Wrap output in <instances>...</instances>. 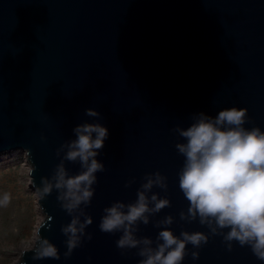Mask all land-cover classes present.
Here are the masks:
<instances>
[{
    "label": "water",
    "instance_id": "water-1",
    "mask_svg": "<svg viewBox=\"0 0 264 264\" xmlns=\"http://www.w3.org/2000/svg\"><path fill=\"white\" fill-rule=\"evenodd\" d=\"M232 107L247 109L243 127L264 132V0H0V156L23 152L36 193L42 180L53 185L37 202L40 239L15 264H140L141 250L163 243L162 230L208 236L198 248L186 245L181 264H264L247 245L231 241L229 250V229L213 236L199 218H180L189 204L178 183L184 157L175 145L186 141L177 129ZM86 123L108 130L95 157L104 171L95 173L89 204L69 214L55 170L61 162L69 175L82 170L64 156L73 129ZM157 172L167 190L154 184L148 207L152 194L170 206L133 225V237L150 244L118 248L123 230L102 232L103 210L134 203ZM86 216L92 223L81 229ZM168 216L171 225L160 223ZM73 219L75 237L62 231ZM44 240L58 259L37 258Z\"/></svg>",
    "mask_w": 264,
    "mask_h": 264
},
{
    "label": "clouds",
    "instance_id": "clouds-1",
    "mask_svg": "<svg viewBox=\"0 0 264 264\" xmlns=\"http://www.w3.org/2000/svg\"><path fill=\"white\" fill-rule=\"evenodd\" d=\"M85 114L92 118H99V113L88 109ZM247 109L232 107L221 110L217 116H206L203 113L195 118V122L187 130H179V135L185 143L175 145L178 153L184 157V163L178 173L179 189L188 201L187 216L180 213L181 220L189 222L199 218L201 226H207L211 235H220L217 230L229 229L223 234V240L228 243L231 250V241H237L240 246H249L252 253L261 261H264V132L253 127L246 129ZM76 139L67 145L68 151L64 160L75 162L79 160L81 171L75 175H69L63 162L57 165L55 170V188L63 189L62 196L58 200H67L62 207L69 214L81 203L89 204L92 196V185L96 183L95 173L104 171V165L97 162L95 157L98 151L104 147V141L108 138V130L100 124H83L73 129ZM93 134L95 137L93 138ZM26 155L29 153L26 151ZM58 154V153H57ZM34 168L28 169V182ZM155 180L149 178L147 183L137 190L134 203L124 204L114 202L105 208L99 228L105 233H114L123 230V234L116 242L118 248H136L141 242L145 245L151 243L147 238L139 241L133 237L136 229L133 227L138 221L148 223L146 213L151 215L169 207L170 202L166 198H158L152 194L150 201L154 208H149V192L154 184L162 190H167L166 178L158 172L153 173ZM44 187L34 194L37 201L50 194L53 185L42 180ZM130 185L126 184L125 187ZM11 202V194L3 193L0 196V206H7ZM42 210V209H41ZM172 217L168 216L160 222L164 225L172 224ZM77 221L62 231L77 232ZM92 220L85 217L81 229L90 225ZM213 223L215 227H212ZM159 226V225H157ZM44 227L42 217H38L32 238L39 240V230ZM91 239V236L88 237ZM158 239L163 243L157 245L153 251L151 248L141 250L139 256L146 257L140 264H181L187 254V244L200 247L207 243L208 236L201 232L188 233L181 231L180 237L173 235L170 230H162ZM48 246L38 252L37 258H56L57 250L54 246L43 241ZM76 246V241L70 239L68 247L71 250ZM31 245L25 248L21 255L31 251ZM70 254V253H69ZM69 254H66L69 255ZM192 258H198V253H191ZM19 259V258H18Z\"/></svg>",
    "mask_w": 264,
    "mask_h": 264
},
{
    "label": "rangeland",
    "instance_id": "rangeland-1",
    "mask_svg": "<svg viewBox=\"0 0 264 264\" xmlns=\"http://www.w3.org/2000/svg\"><path fill=\"white\" fill-rule=\"evenodd\" d=\"M25 163L23 152L0 156V196L11 194V202L0 206V264L18 260V250L38 223V204L24 182L28 175L22 173Z\"/></svg>",
    "mask_w": 264,
    "mask_h": 264
},
{
    "label": "bare ground",
    "instance_id": "bare-ground-1",
    "mask_svg": "<svg viewBox=\"0 0 264 264\" xmlns=\"http://www.w3.org/2000/svg\"><path fill=\"white\" fill-rule=\"evenodd\" d=\"M17 153H20V152H12V153H9V154H12V155H17ZM8 155V154H7ZM4 156V155H3ZM24 156V155H23ZM25 157V156H24ZM25 162H26V160H25ZM30 168V166L28 165V163L26 162L25 163V165H24V171L22 172V173H25L26 175H28V169ZM28 179H29V177L27 176V179L26 180H24V182L26 183V185H27V188L29 189V192H31L33 195L36 193L32 188H31V186H30V184H29V182H28ZM35 197V196H34ZM35 199H36V197H35ZM36 201H37V199H36ZM38 202V201H37ZM39 207V206H38ZM37 207V210H36V213H37V216L38 217H42L43 218V216H42V214H41V212H40V208H38ZM33 240H34V238H30V237H28V239H27V241L26 242H24L22 245H21V247H20V249L18 250V258H19V256H20V254H21V252L25 249V248H27L28 246H29V244L31 245V243L33 242ZM17 260H15V262L13 263V264H15V263H17L16 262Z\"/></svg>",
    "mask_w": 264,
    "mask_h": 264
}]
</instances>
